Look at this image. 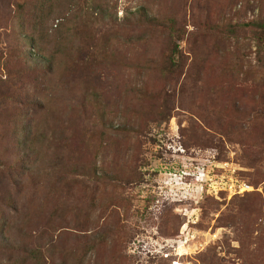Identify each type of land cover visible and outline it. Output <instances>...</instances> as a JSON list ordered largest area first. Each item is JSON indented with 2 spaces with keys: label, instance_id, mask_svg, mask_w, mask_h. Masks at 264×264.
<instances>
[{
  "label": "rangeland",
  "instance_id": "374dc122",
  "mask_svg": "<svg viewBox=\"0 0 264 264\" xmlns=\"http://www.w3.org/2000/svg\"><path fill=\"white\" fill-rule=\"evenodd\" d=\"M0 264H264V0H0Z\"/></svg>",
  "mask_w": 264,
  "mask_h": 264
}]
</instances>
